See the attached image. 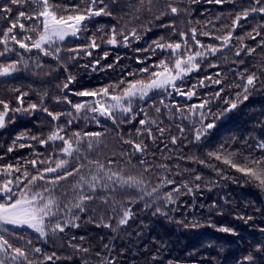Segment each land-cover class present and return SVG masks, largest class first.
Here are the masks:
<instances>
[{
	"label": "snow or ice",
	"instance_id": "snow-or-ice-1",
	"mask_svg": "<svg viewBox=\"0 0 264 264\" xmlns=\"http://www.w3.org/2000/svg\"><path fill=\"white\" fill-rule=\"evenodd\" d=\"M200 2L209 5L231 3L233 11L227 15L218 13L214 19L208 14L203 22L193 21L191 5ZM113 9L117 12V23L91 32L89 24L100 16L113 17ZM181 14L186 17L185 27L177 28L174 21ZM257 16L262 18L261 22L253 25L251 31L243 35L237 33L238 28H244L249 19ZM164 17L173 18V22L157 23ZM0 20L6 23V27L0 28V77L28 70L33 64L29 54L35 50L36 69L43 70L41 57H49L64 71L66 80L58 86L61 94L52 99L70 109L50 111L45 104L47 91L41 95L39 104L29 102L27 106L28 93L18 88L14 90L15 107L10 106L13 101L0 98V129L16 114L30 116L39 110L50 118L48 133L41 136L21 133L0 154V264H56L60 259L56 251L48 253L36 246L31 236L40 244L64 239L66 246L74 251L84 256L94 255L97 264H117L116 256L110 255L115 248L111 241L92 253L90 247L84 246V236L69 237L66 233L80 228L84 222L82 217H85L88 223L109 229L115 239L138 215L133 210L135 206L142 205L144 211L151 209L154 216L170 218L176 209L169 205L176 206L183 195L193 196L191 209L195 217V194L203 183L201 175H194L190 184L183 178L179 165L173 172L168 163L155 162L171 157L153 155L149 160L148 144L155 146L157 139L163 141L169 131L164 126L165 120L170 124L187 123L192 133L190 142L198 144L216 127L221 115L247 101L258 85L264 87V80L257 75V72L264 75V59L255 71L241 67L245 64L244 58L257 54V49L264 52V0H244L243 3L239 0H74L70 5H60L56 0H4L0 2ZM154 27L170 29V32L151 40L143 49H135L147 54L142 59L136 58L140 68L120 69L117 80L92 89L73 90L76 77L68 71L71 63L78 62L82 55L91 57L101 44L130 47ZM81 37L83 43L76 47H63L69 38L79 40ZM200 37L213 42L204 43ZM246 40L254 41L255 46H249ZM226 52L232 53L230 63L236 65L228 68L235 83L229 85L227 73L221 71L207 73L189 83L193 74L202 71V66L219 69L221 65L216 61L221 58L229 63ZM108 56L109 52L105 51L103 57L97 56L85 67L96 71L99 66L100 71H106L119 63L120 57H117L113 64L102 66L101 59ZM208 88L213 91L202 97L198 95L200 89ZM233 88L236 91L231 93ZM69 95L80 99L74 103ZM176 97L182 98L184 104ZM194 98L198 102L189 104ZM218 100L225 107L223 112L214 113L211 105ZM107 122H111V128L104 126ZM81 123L85 127L95 124L101 130L73 129L74 125L79 128ZM125 125L132 127L125 131ZM260 126L264 128V120L260 121ZM179 132L183 140L187 135L184 127H180ZM113 135L120 144V151L104 157L106 162L90 159L99 147H106L103 137ZM170 143L177 145V137L172 136ZM236 143L235 137L230 138L206 156L234 169L243 184L264 192V138L250 136L239 142L247 155L239 147L232 149ZM37 146H43L46 152L51 148V152L45 156L36 150ZM25 148L31 150L29 158L5 160L7 154ZM164 148L171 151L168 143ZM179 159L184 157L181 155ZM189 159L212 167L222 179L238 182L215 165L196 157ZM133 160L139 165L138 169ZM69 178L74 182L65 189L62 182ZM121 195L124 198L118 199ZM93 203L98 206L92 207ZM207 207L209 210L217 208L215 204ZM217 214L222 215L219 211ZM235 218L245 223L254 219L245 215ZM178 223L182 227L203 226L195 218ZM209 226L217 227L215 224ZM217 231L236 234L227 226ZM259 231L264 232V229ZM254 251L264 264V241ZM160 255L158 250L151 257L153 264H160ZM256 261V256L248 254L237 264H256ZM162 264L174 262L165 260Z\"/></svg>",
	"mask_w": 264,
	"mask_h": 264
},
{
	"label": "trees",
	"instance_id": "trees-1",
	"mask_svg": "<svg viewBox=\"0 0 264 264\" xmlns=\"http://www.w3.org/2000/svg\"><path fill=\"white\" fill-rule=\"evenodd\" d=\"M4 2V0H0ZM74 0H56L60 5H70ZM243 3L244 0H239ZM112 8V5H109ZM31 9V6H30ZM113 17L100 16L95 18L90 24L89 29L91 32H96L97 28H109L117 23L115 16L117 12L115 9ZM190 11L192 13L191 19L193 21L203 22L206 15L210 14L211 18H215L218 13L227 15L233 11V4L225 3L223 5H209L204 2L191 5ZM261 17L257 16L255 19H249L244 28H238L237 33L243 35L245 32L252 30V26L261 22ZM173 18L164 17L157 23H172ZM186 17L181 14L179 19H175L174 23L177 28L185 27ZM6 27V23L0 20V28ZM26 27L28 24L26 23ZM170 29L153 28L152 31L147 32L140 41H134L130 47H124L122 44L117 46H109L101 44L99 49L93 50L91 57L81 56L78 62L71 63L68 71L75 77V86L73 90L92 89L103 84L119 79L120 69H138L141 67L136 62V58L141 59L147 55L144 52H137V48H145L147 44L159 36H167ZM204 43L213 42L208 38L200 37ZM259 39V38H258ZM99 42V40H98ZM249 46H255L254 41L246 40ZM78 43H83V37L79 40L69 38L63 45L65 48L76 47ZM109 52L107 59H101V65L106 66L113 64L117 57H120L119 63L114 65L113 68L106 71H100L99 66L96 71L91 67H85L90 62H94L96 57H103V53ZM33 64L30 65L26 71L15 73L11 77H0V98L11 100L13 103L11 107H15V89H20L22 92H27L25 97V106L29 102L40 103L41 95L47 91L48 97L45 98V104L52 112L68 111L69 107L65 104H56L52 98L60 95L59 85L66 80V75L62 69H59L55 61L49 57H41L43 61V70L36 69L34 62L36 60L35 50L32 54ZM159 55V54H158ZM225 55L229 58V63H225L221 58L216 61L221 65L219 69H205L202 66V71L193 74L189 83H194L196 79L202 78L205 74L214 71H221L227 73V83L229 85L235 83V77L228 73L229 67H236L230 63L232 53L226 52ZM215 60V58H212ZM264 59V52L257 49V54L251 57H245V64L241 67L247 66L249 71H255L261 67V60ZM7 62V61H5ZM261 80H264V75L257 72ZM71 87V86H70ZM213 89H200L199 96H204ZM236 91L235 88L231 93ZM230 93V94H231ZM69 99L73 102H78L80 98L69 95ZM176 99L183 105L184 100L180 97ZM198 100L194 98L190 103H197ZM214 113L223 112L225 105L222 101H215L212 105ZM152 114L151 112L149 113ZM75 115V113H74ZM264 120V87L257 86V90L250 95L249 99L240 104L236 109L227 112L220 116L216 121V127L211 130L207 138L203 139L198 144L191 143L192 133L187 123L179 124L178 122L169 123L168 120L164 121V126L169 129L163 141L157 139V143L148 144V159L151 160L153 155L157 157H171L168 159H157L155 162L168 163L173 172L176 171V165H179L180 170L183 172V178L187 179L191 184L192 178L196 174H200L203 180L201 189L195 194V217H193L191 203L193 196L183 195L179 197L176 206L170 215V218L163 216L152 215V210H142V205L134 207V211L138 213L133 220L129 222L125 230L118 233V237L113 239V233L103 227H96L94 223H88L85 217H82L81 227L71 229L66 233V236H84L86 247L92 249V253L101 250L103 243H114V251L110 254L116 256L117 264H153L151 257L157 254L158 250L161 252L159 257L160 264L165 260H171L174 264H237L238 260L248 254L257 257L256 264H262L261 257L258 255L254 248L264 241V232L259 229H264V192L257 188L243 184L241 176L234 169H230L223 165L221 162L210 159L206 156L209 151H214L221 143L228 142L230 138L235 137L238 143L232 145V149L237 147L240 151L247 155V151L241 143L245 137L258 136L264 138V128H261L260 121ZM50 118L42 111L37 110L32 115L16 114L13 116L11 122L6 120V126L0 129V154H3L5 148L11 143V140L21 134H29L41 136L50 131L49 128ZM105 127L111 128V122H107ZM132 127L125 125V131ZM184 127L186 137L182 140L179 128ZM76 131H97L99 129L95 124H88L87 127L81 123L79 128L73 126ZM155 132V129H153ZM134 132V128H133ZM172 136L177 137V145H172L170 139ZM127 138V137H125ZM104 145L89 156L90 159L99 158L102 162L104 157H110L112 153L120 151V144L113 136L103 137ZM29 143L30 141H24ZM168 143V149L164 148V144ZM37 151H40L45 156L51 152L48 148L47 152L43 146H37ZM30 149H19L14 153H9L5 156L6 161H11L14 157L29 158ZM184 159H179V156ZM190 157H196L198 160H204L223 169L224 174L228 177H235L238 181L233 183L231 179H222L217 175L212 167H206ZM123 163V161H121ZM136 168L139 165L133 160ZM187 169L186 172L184 170ZM171 178V177H170ZM181 177H177L179 180ZM73 179L69 178L68 181L62 182L65 189H69L73 183ZM123 199L121 195L117 197ZM227 201V203H225ZM215 204L216 209L209 210L208 205ZM204 205V207H199ZM247 205V207H245ZM98 205L93 203L92 207ZM217 211L222 213L218 215ZM237 215H245L254 217L253 220L245 223L243 220L236 219ZM197 219L203 225L201 227L192 228L191 226L182 227L178 221L187 223L189 220ZM210 224H215L217 227H210ZM227 226L235 230V235L232 233H225L217 231V228ZM36 243V246H41L45 251L51 253L56 251L57 256L60 257L56 264H83L85 260L88 264H97L95 256L89 254L84 256L82 253L74 251L72 248L67 247L64 239H59L55 243L49 240L46 244H40L36 241L34 236H31Z\"/></svg>",
	"mask_w": 264,
	"mask_h": 264
}]
</instances>
